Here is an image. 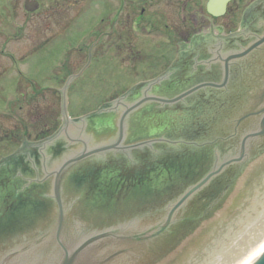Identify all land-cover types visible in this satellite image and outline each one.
<instances>
[{"label": "flooded vegetation", "instance_id": "flooded-vegetation-1", "mask_svg": "<svg viewBox=\"0 0 264 264\" xmlns=\"http://www.w3.org/2000/svg\"><path fill=\"white\" fill-rule=\"evenodd\" d=\"M182 2L183 28L172 44L175 55L163 68L153 74L135 71L142 79L84 117L73 115L68 105L67 118L63 95H59L63 91L54 88L60 96L55 122L47 125L41 117L36 134L28 133L15 151L0 154V164L6 161L0 169V249L14 245L2 256L22 249L15 256L16 263L61 264L62 244L80 247L100 232L135 224L128 228L142 231L150 226L155 231L150 245L153 256L146 262L156 264L159 248H174L182 244L178 237L186 239V220L196 223L212 213L204 212L203 205L212 207L223 190L231 187L229 175L235 170H254V153L264 158V144L245 141L249 127L232 136L220 125L223 106H234L225 103L224 96L233 94L237 84L242 86L237 79L245 74L241 66L231 64L229 81L223 87L226 57L264 40V0H230L225 10H219L223 0H218L212 13L207 0V14L200 7L189 11L188 1ZM235 16L238 22L230 23ZM135 17V26L147 19L145 12ZM236 33L237 37L230 38ZM92 48L88 55L91 52L93 60ZM263 67L264 58L257 67L251 65L253 78ZM201 85L205 86L180 102L158 101L175 100ZM108 146L115 149L98 150ZM208 148L214 155L206 153ZM243 150L247 157L252 154L246 160L252 168L242 166L245 163L226 167L232 170L230 174L216 178L190 202L180 204L192 185L187 182L190 172L218 170ZM257 163L256 170L264 169L260 167L264 159ZM202 178L203 172L193 182ZM57 188L64 214L61 232ZM211 194L215 195L213 203L206 201ZM163 223H170L169 229L158 237Z\"/></svg>", "mask_w": 264, "mask_h": 264}, {"label": "rangeland", "instance_id": "rangeland-1", "mask_svg": "<svg viewBox=\"0 0 264 264\" xmlns=\"http://www.w3.org/2000/svg\"><path fill=\"white\" fill-rule=\"evenodd\" d=\"M26 1L0 0L1 155L36 134L41 117L55 122L59 95L73 115L84 117L142 79L140 73L163 68L183 28V0H36L34 12ZM186 1L189 11L200 7L207 14V0ZM141 12L147 19L135 26ZM237 22L235 16L230 23Z\"/></svg>", "mask_w": 264, "mask_h": 264}, {"label": "water", "instance_id": "water-1", "mask_svg": "<svg viewBox=\"0 0 264 264\" xmlns=\"http://www.w3.org/2000/svg\"><path fill=\"white\" fill-rule=\"evenodd\" d=\"M215 1L218 0H212L210 3V13H212V5ZM229 1L230 0H223L219 10H225L226 4ZM38 8L39 3L36 0H27L25 3V9L27 11L34 12ZM237 36L238 33L231 35L230 38ZM234 51L235 52H232V54L226 57V80L222 86L225 87L229 81L231 64L236 63L237 67L241 66L245 74L241 73L237 79V81L243 82L242 86L237 84V88L233 94L224 96V98H227L225 103H231L234 106L231 107L228 104L227 106H229V108L223 106V119L220 125L223 131H228L229 134L232 132V136L243 134L249 127L250 130L245 136V141H250L252 145L264 144V67L255 78H253L251 73V65L257 67L260 64V60L264 58V40L248 48L245 46L243 51ZM248 71L250 72L247 74ZM70 83L71 80L69 79L67 85ZM202 86L205 85L197 86L175 100L168 101L158 99V101L164 103L180 102L192 95V93L197 92ZM253 87H256L257 90L254 91ZM249 88L253 91L251 92ZM64 109H66V106ZM114 147L115 146H108L98 150H114ZM206 153L208 155H214V151L210 148L206 149ZM251 155L247 157L246 152L243 150L240 156L226 160L221 164L218 170H201L199 173L203 172L204 178L196 184L193 181L199 173L192 175L190 172L191 178L190 180L187 179V182L192 185L189 184L190 186L186 191V198L183 199L180 204H182L184 200H186V204L190 202L196 195L203 192L216 178L224 174H230L232 170H224L226 167L245 163L242 164V166H246L249 169L253 164L250 162L247 163L246 160L248 161ZM253 157L254 160H256L254 161L255 169L235 170L229 175L227 179L230 180L232 178L230 183L231 187H227L223 190V194L217 197L218 201L214 202V194L207 196L206 201L212 200L211 202L214 203L212 207H210L209 203H205L202 210L208 213L212 211V213H209L210 215L203 221L196 223H194L195 220H186V239L180 236L178 239L183 240L181 245H177L174 248L169 245L165 249L159 248L156 264H189L191 257L194 254H198L200 249L209 243L213 234L222 232L226 226H231L249 207L256 208L264 205V169L256 170L258 166L257 162L264 158L258 159L259 157H255V153ZM5 166L6 161L0 164V169ZM260 167L264 168V164H261ZM57 182L59 183L60 179H58ZM56 194L61 220L58 230L61 232L64 228V214L58 188ZM188 214L191 215L192 213L189 212ZM169 225L170 223L160 224L157 229V236H163L164 232L169 229ZM113 226H115V224ZM128 226L134 227L135 224H122L118 229L113 228L108 231L100 232L84 240V244L81 243L80 247L74 246V248H68V245L62 244L63 259L61 260V264H147L146 259L151 261L153 256L152 252H150V245L156 233L154 230L149 229L150 226L142 230L144 232L140 231L138 228L129 229ZM159 240H161V238H159ZM12 247H14V245L0 249V264H23L19 261L16 263L17 259L15 258L16 255L23 252L22 249L9 255L2 256L3 252L6 253ZM86 252H89V254L86 255ZM103 252L107 253L105 256L101 257L100 254ZM255 264H264V254H261L259 259L255 261Z\"/></svg>", "mask_w": 264, "mask_h": 264}, {"label": "clouds", "instance_id": "clouds-1", "mask_svg": "<svg viewBox=\"0 0 264 264\" xmlns=\"http://www.w3.org/2000/svg\"><path fill=\"white\" fill-rule=\"evenodd\" d=\"M264 254V205L249 207L231 226L213 234L189 264H255Z\"/></svg>", "mask_w": 264, "mask_h": 264}, {"label": "bare ground", "instance_id": "bare-ground-1", "mask_svg": "<svg viewBox=\"0 0 264 264\" xmlns=\"http://www.w3.org/2000/svg\"><path fill=\"white\" fill-rule=\"evenodd\" d=\"M260 256H261V255H260ZM260 256H259V257H260Z\"/></svg>", "mask_w": 264, "mask_h": 264}]
</instances>
